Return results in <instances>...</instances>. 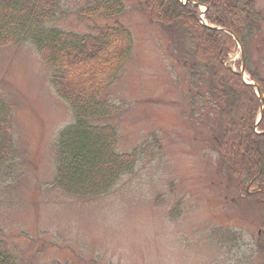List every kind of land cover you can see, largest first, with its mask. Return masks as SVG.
<instances>
[{
  "label": "rangeland",
  "instance_id": "374dc122",
  "mask_svg": "<svg viewBox=\"0 0 264 264\" xmlns=\"http://www.w3.org/2000/svg\"><path fill=\"white\" fill-rule=\"evenodd\" d=\"M252 1L262 21L243 67L248 57L264 80V0ZM123 2L118 18L81 19L89 0H62L45 24L94 34L118 22L132 36L128 60L101 96L117 109L92 123L114 127L116 153L138 155L132 172L101 195L73 196L56 183L58 136L74 115L51 88L53 69L29 42L0 49V98L11 110V148L0 166L1 248L15 264H264L263 205L245 198L216 152L217 112L190 86L183 63L191 43L180 28L151 23L143 0ZM205 10L199 6L207 27ZM241 57L238 45L228 57L238 74Z\"/></svg>",
  "mask_w": 264,
  "mask_h": 264
},
{
  "label": "trees",
  "instance_id": "16d2710c",
  "mask_svg": "<svg viewBox=\"0 0 264 264\" xmlns=\"http://www.w3.org/2000/svg\"><path fill=\"white\" fill-rule=\"evenodd\" d=\"M142 4L151 23L180 28L191 43L192 51L183 54V63L190 86L217 112L221 133L216 152L245 198L262 204L264 214V110L258 133L254 132L259 101L254 90L227 65L237 45L224 32L231 33L248 56L250 39L262 21L254 2L143 0ZM200 5L206 7L207 27L199 18ZM61 6L62 0H0V49L29 42L53 69L51 88L74 115V122L58 136L56 183L67 194L95 197L107 192L121 174L132 172L138 155V150L116 153L114 127L92 123L113 116L117 109L102 102L101 96L128 60L132 36L118 22L98 28L94 34L45 27L58 16ZM124 12L123 0H89L77 15L81 19L118 18ZM244 71L264 95V80L251 70L248 57ZM10 148L11 110L0 98V166L8 159ZM257 240L264 257V221ZM0 264H15L1 243Z\"/></svg>",
  "mask_w": 264,
  "mask_h": 264
},
{
  "label": "water",
  "instance_id": "95a60500",
  "mask_svg": "<svg viewBox=\"0 0 264 264\" xmlns=\"http://www.w3.org/2000/svg\"><path fill=\"white\" fill-rule=\"evenodd\" d=\"M226 33L229 34V35H231L228 32H226ZM234 40L237 43V45H238V47L240 49L241 56H242L241 57L242 58V68H241V70L239 72V76H240V78L242 79V81L244 82L245 85H248V86H250L251 88H253L255 90L256 96L259 99V103H260L259 106L261 107L262 106V102H263V98L261 96V93H260L258 87H256V85H254L253 83L246 82L245 79H244L245 78V72H244V67H243V63H244V53L242 51V48H241V45H240L239 41L236 38H234ZM262 114L263 113H262V107H261V109L259 110V118H258L257 123L262 119Z\"/></svg>",
  "mask_w": 264,
  "mask_h": 264
}]
</instances>
